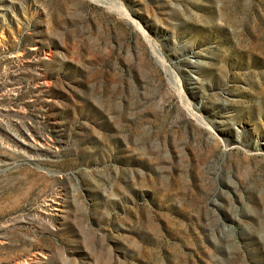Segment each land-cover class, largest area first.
I'll use <instances>...</instances> for the list:
<instances>
[{"label":"rangeland","instance_id":"1","mask_svg":"<svg viewBox=\"0 0 264 264\" xmlns=\"http://www.w3.org/2000/svg\"><path fill=\"white\" fill-rule=\"evenodd\" d=\"M0 264H264V0H0Z\"/></svg>","mask_w":264,"mask_h":264},{"label":"bare ground","instance_id":"2","mask_svg":"<svg viewBox=\"0 0 264 264\" xmlns=\"http://www.w3.org/2000/svg\"><path fill=\"white\" fill-rule=\"evenodd\" d=\"M37 259V258H36ZM37 261V260H36Z\"/></svg>","mask_w":264,"mask_h":264}]
</instances>
